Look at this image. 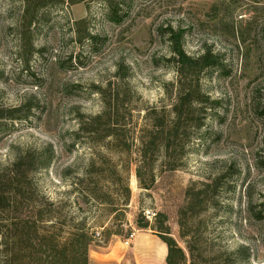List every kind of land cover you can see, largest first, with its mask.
<instances>
[{
	"label": "rangeland",
	"instance_id": "1",
	"mask_svg": "<svg viewBox=\"0 0 264 264\" xmlns=\"http://www.w3.org/2000/svg\"><path fill=\"white\" fill-rule=\"evenodd\" d=\"M28 5L36 9L24 16L22 0H0V178L8 180L14 161L22 160L26 182L40 191L29 187L26 197L61 201L62 216L85 219L93 234L87 264H155L157 257L165 264L166 245L151 231L158 216L165 218L185 264H235L227 252L240 245L252 254L242 264H264V220L253 217L264 204V0H28ZM169 30L181 35L187 56L209 52L217 67L199 63L182 69L179 80ZM194 83L201 111L193 123L200 128L191 127L180 142L176 170L161 169L157 156L149 157L154 183L149 190L138 188L136 149L146 110L169 108L175 91ZM109 102L119 108L112 117L121 125L118 143L131 145L130 153H109L113 145L103 139L104 131L79 130ZM47 145L54 160L47 170L34 172L32 159ZM89 164L93 175L85 178ZM124 168L130 200L125 209L116 207L124 216L115 227L110 204L118 206L113 195L122 184L114 171ZM149 174L144 171L146 181ZM213 180L217 188L203 187ZM100 185L108 194L103 204L81 201L82 192ZM108 228L117 235L105 242ZM130 235L135 242L124 246ZM111 240L122 242L116 249L123 255L120 263L113 252L107 255Z\"/></svg>",
	"mask_w": 264,
	"mask_h": 264
},
{
	"label": "trees",
	"instance_id": "2",
	"mask_svg": "<svg viewBox=\"0 0 264 264\" xmlns=\"http://www.w3.org/2000/svg\"><path fill=\"white\" fill-rule=\"evenodd\" d=\"M37 1L39 0H31V2ZM22 3L24 4V16L29 14L30 7L36 9L33 5L29 7L28 0H22ZM168 48L170 60L175 63L179 80L182 76V69L186 71L193 69L199 63L207 68L218 65V59L209 52L197 58L187 56L182 49L181 35L175 34L172 30L168 32ZM197 95H199V90L196 83L188 88L179 87V90L174 93L169 108L152 107L146 110V125L136 149L139 156L135 170L138 188L149 190L154 183V170L151 165L150 168L147 165L151 161L149 157L153 159V155L157 156L162 163L161 169L174 171L179 167L175 154L177 150L178 157L183 154V144L180 142L187 138L191 127L200 128L199 124L193 123L196 119L195 115L201 111L195 100ZM118 111L119 108L115 103H104L101 112L97 116L88 118L86 124L79 126V130L90 127L94 131H104L103 139H109L108 144L113 145V148H108L109 153H130L131 145L118 143L117 132L121 130V125L112 118ZM0 119H2V114H0ZM54 155L50 145L44 147L39 155L37 153L36 158L32 159L31 166L34 172L47 170L54 160ZM21 165L22 160H15L10 170L11 175L8 174V180L0 178V264H87V252L93 242V234L86 228L85 219H78L73 215L62 216L61 201L54 202L44 196L26 197L24 193L29 187L30 191L32 189L38 194L40 191L35 184L31 187L32 183L26 182L27 174L25 175L20 170ZM92 166V164L87 165L83 177L93 175ZM144 171L150 173L147 181L144 179ZM127 172L128 168L114 171V175L122 184L121 191L113 195L115 196L113 201H118V206H115L113 202L110 204L115 227H119L115 222L119 217L124 216V209L130 200ZM212 184H214L213 189L217 188L214 180L203 187L209 188ZM102 196L108 197V194L100 185V188L93 189L92 192H82L80 199L81 201L92 199L98 204H103ZM116 207H124V209ZM260 208V212L253 216L256 221L264 220V204H261ZM158 217L161 219L151 231L166 245L165 264H185V255L170 237L165 218ZM183 225L181 221V226ZM139 227L146 229L147 225H139ZM112 235H117L112 228L104 230L102 234L105 242ZM227 253L232 258V263L235 264L247 262L252 257L250 249L244 245Z\"/></svg>",
	"mask_w": 264,
	"mask_h": 264
},
{
	"label": "crops",
	"instance_id": "3",
	"mask_svg": "<svg viewBox=\"0 0 264 264\" xmlns=\"http://www.w3.org/2000/svg\"><path fill=\"white\" fill-rule=\"evenodd\" d=\"M132 237H134V240H131V241H129V242H131L132 244L135 242V239H136V235L135 236H132ZM132 239V238H131ZM118 244H120L121 246H126V244L124 243L123 245H122V242H119ZM118 244L115 242V241H113V240H111L110 241V243H109V245H108V247H107V250H108V248H109V253H107V255H111L112 254V252L114 253L113 255H111V258L114 260V261H118L117 263H120L122 260H123V255H122V253L120 252H118V251H116V249H117V247H119L118 246ZM128 246V245H127ZM165 248H164V245L161 243V247H160V250H164ZM156 259H158V257L156 258ZM155 259V264H159L160 263V261L158 260H156ZM163 259V258H162Z\"/></svg>",
	"mask_w": 264,
	"mask_h": 264
},
{
	"label": "built area",
	"instance_id": "4",
	"mask_svg": "<svg viewBox=\"0 0 264 264\" xmlns=\"http://www.w3.org/2000/svg\"><path fill=\"white\" fill-rule=\"evenodd\" d=\"M96 237H100V236H99V233H96ZM131 238H132V235H130V237H129L128 239H125V242H124V243H125L126 245H128V243H129V241H130Z\"/></svg>",
	"mask_w": 264,
	"mask_h": 264
}]
</instances>
